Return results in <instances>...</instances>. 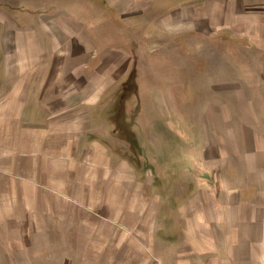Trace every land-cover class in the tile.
<instances>
[{
	"label": "rangeland",
	"instance_id": "374dc122",
	"mask_svg": "<svg viewBox=\"0 0 264 264\" xmlns=\"http://www.w3.org/2000/svg\"><path fill=\"white\" fill-rule=\"evenodd\" d=\"M214 1L0 0V35L9 33L0 58L14 75L26 76V59L38 50L45 60L59 47L67 72L81 78L83 69L86 82L105 83L97 106L67 109V120L85 122V139L49 217L40 213L27 233L24 221L0 219V264H166L169 248L158 237L171 233L169 190L191 182L197 151L222 131L217 120L238 109L234 85L264 105L263 73L252 69L261 49L211 30ZM30 32L35 41L21 34ZM223 80L227 94L218 90ZM37 82L25 89L29 118L42 113ZM97 146L107 147L108 162L91 161L96 177L80 175Z\"/></svg>",
	"mask_w": 264,
	"mask_h": 264
},
{
	"label": "crops",
	"instance_id": "0c3cea01",
	"mask_svg": "<svg viewBox=\"0 0 264 264\" xmlns=\"http://www.w3.org/2000/svg\"><path fill=\"white\" fill-rule=\"evenodd\" d=\"M213 5L217 15L208 14L207 19L211 30H224L236 42L249 38L250 44L261 49L252 69L258 68L264 77V0H216ZM204 6L202 20L208 8ZM4 31L1 40L8 33ZM21 34L35 41L33 32ZM40 51L26 59L24 78L14 75L8 59L0 58V219L24 221L26 233L40 213L49 217L50 200L65 194L67 172L80 165L85 122L67 120V109L79 103L91 110L102 101L105 89L103 81L86 82L83 69L82 79L67 72L65 49L57 47L58 53L47 61L39 57ZM241 59L242 63L245 58ZM221 72L225 78L227 73ZM253 76L255 80L258 75ZM36 79L33 95H40L42 113L39 118L31 113L29 118L31 92L26 96L25 89ZM228 81L219 83L220 92L227 94ZM234 87L238 109L229 118L217 120L222 131L197 151L191 182L169 190L174 193L166 201L171 233L158 237L168 246L163 248H169V254L161 257L166 264H264V105L246 97L242 86ZM106 149L94 147L88 153L93 159L81 164L79 174L96 177L99 162H108ZM190 162L186 161L187 167H192ZM157 202L162 208L161 195Z\"/></svg>",
	"mask_w": 264,
	"mask_h": 264
},
{
	"label": "trees",
	"instance_id": "16d2710c",
	"mask_svg": "<svg viewBox=\"0 0 264 264\" xmlns=\"http://www.w3.org/2000/svg\"><path fill=\"white\" fill-rule=\"evenodd\" d=\"M118 123H119V119H118ZM120 124V123H119ZM123 128H125V127H123Z\"/></svg>",
	"mask_w": 264,
	"mask_h": 264
}]
</instances>
